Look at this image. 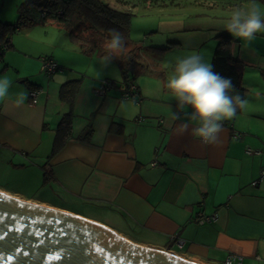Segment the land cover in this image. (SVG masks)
Here are the masks:
<instances>
[{"label": "crops", "instance_id": "obj_1", "mask_svg": "<svg viewBox=\"0 0 264 264\" xmlns=\"http://www.w3.org/2000/svg\"><path fill=\"white\" fill-rule=\"evenodd\" d=\"M51 24L56 23L15 32L12 46L0 61V78L11 81L8 96L0 101V158L8 154L16 160L14 166L32 168L28 174L41 180L55 127L69 109L59 97L60 85L81 77L70 107L71 135L46 163L52 176L42 185V196L0 190L77 214L132 242L201 264H223L230 254L240 256V264H264V177L260 175L264 130L236 125L238 116L245 114L248 120H259L264 129V107L247 106L224 122L217 143L205 146L191 135H180L179 121L172 118L178 109L164 88L165 79L138 82L137 77L135 91L124 98L121 76L116 89L114 80L108 81L104 91L97 93L107 77L100 85L90 77L82 84L84 75L59 72L62 65L54 48L36 47L34 32L40 29L35 26ZM57 36L61 44L71 41L65 30ZM235 46L231 45L233 56L245 65ZM162 48L150 44L149 51L154 56ZM43 58L52 59L59 69L45 73ZM144 73L159 75L149 66ZM27 82L36 88H29ZM242 85L245 99L243 80ZM32 90L37 91L34 99L29 95ZM19 92L27 95L17 107L14 101ZM89 126L92 134L85 140ZM200 214L215 215L216 221L201 223ZM175 237L182 239L181 247L174 243Z\"/></svg>", "mask_w": 264, "mask_h": 264}, {"label": "rangeland", "instance_id": "obj_2", "mask_svg": "<svg viewBox=\"0 0 264 264\" xmlns=\"http://www.w3.org/2000/svg\"><path fill=\"white\" fill-rule=\"evenodd\" d=\"M22 1L0 0V20L14 22L18 15V5ZM108 1L114 8L133 13L129 27L130 39L143 48L140 60L147 63L153 72H159V75L142 73L137 78L138 82L147 78L166 81L177 58L193 52L199 53L206 62L210 63L211 54L217 44L216 34L226 30L224 25L233 10L247 8L249 4L255 2L264 13V2L259 0H179L177 5L166 6H149L142 2L135 7H127L117 3L116 0ZM35 27L34 29H40L34 32L36 47L39 50H46L49 46L54 48L60 59L59 64L62 65L59 72L66 76L84 75L82 84L90 77L97 78V84L100 85L104 80L102 78L107 77L109 82L114 80L113 89L120 86V75L114 60L105 67L101 62V56L84 54L75 42L59 43L57 35L64 31L62 26L51 24ZM236 40L233 43L236 44L234 50L242 54L243 59L246 60L243 65L242 80L247 89L245 98L248 101L247 106L250 109L251 104L264 107V33L256 34V38L250 43L239 38ZM150 44H160L163 48L153 56L149 51ZM97 73L100 75L98 76ZM79 79L82 80L81 77ZM238 117L236 123L238 127L248 126L252 131L264 130L259 120L255 118L248 120L250 116L245 114ZM15 162V159L8 158V154L1 156L0 188L17 190L27 196H42L41 187L48 181L44 180V174L41 180H37L28 174L32 168L14 166Z\"/></svg>", "mask_w": 264, "mask_h": 264}, {"label": "trees", "instance_id": "obj_3", "mask_svg": "<svg viewBox=\"0 0 264 264\" xmlns=\"http://www.w3.org/2000/svg\"><path fill=\"white\" fill-rule=\"evenodd\" d=\"M259 1L264 2V0ZM116 2L127 7H135L142 2L149 6L177 4L176 0H116ZM112 6L108 0H23L18 5V15L14 22L0 20V61L12 46V35L18 30L35 24L56 23L64 28L69 39L78 45L81 52L101 57L105 55L103 45L105 40L110 38V30L115 29L123 35L125 40L123 53L113 59L119 69L121 83L124 84V88L131 84L135 85V78L146 72L148 65L140 60L142 47L130 39L129 27L133 13ZM216 38L217 44L210 64L221 76L230 77L236 93L244 98L243 65L231 52V45L235 42V38L227 30L218 32ZM57 67L59 69V66ZM80 81V79H73L60 85L59 97L67 101L69 109L62 114L55 127L51 151L47 157L49 159L60 151L70 138L73 118L70 107L79 89ZM27 83L29 88H36L34 83ZM111 128L116 129V126ZM91 134L92 128L89 126L83 138L89 140ZM49 159L43 164L44 180H49L52 176L51 167L49 165L46 167Z\"/></svg>", "mask_w": 264, "mask_h": 264}, {"label": "water", "instance_id": "obj_4", "mask_svg": "<svg viewBox=\"0 0 264 264\" xmlns=\"http://www.w3.org/2000/svg\"><path fill=\"white\" fill-rule=\"evenodd\" d=\"M0 264H201L0 190Z\"/></svg>", "mask_w": 264, "mask_h": 264}, {"label": "clouds", "instance_id": "obj_5", "mask_svg": "<svg viewBox=\"0 0 264 264\" xmlns=\"http://www.w3.org/2000/svg\"><path fill=\"white\" fill-rule=\"evenodd\" d=\"M224 28L234 37L250 43L256 34L264 33V13L255 2L247 8H236ZM103 47L105 55L101 62L107 67L123 53V35L118 30H110V38L105 40ZM10 87L7 77L0 78V101L8 96ZM164 88L176 102L178 111L172 113V118L179 121L180 135H191L205 146L217 143L224 122L232 120L238 111H245L248 103L236 93L230 77L221 76L212 64L195 52L177 58ZM26 95L25 92L16 94L17 107L23 105Z\"/></svg>", "mask_w": 264, "mask_h": 264}, {"label": "built area", "instance_id": "obj_6", "mask_svg": "<svg viewBox=\"0 0 264 264\" xmlns=\"http://www.w3.org/2000/svg\"><path fill=\"white\" fill-rule=\"evenodd\" d=\"M41 68L48 75H50L51 73L55 72L56 69H58L56 63L50 58H43L42 59ZM108 84H109L108 81H103L102 84H101V88L100 89H96L95 91L97 93H100V92L104 91L106 85H108ZM121 90L123 91V97L124 98H129L133 94V92L135 91V86L133 84L129 85L126 88H124V86H123ZM29 95H30L31 98L34 99L36 97V95H37V91L36 90H32V91L29 92ZM246 151L249 152V153L251 152V150L249 148ZM152 164H155V162H153ZM260 175H261V177H264V166L260 170ZM252 184H255V182H252ZM198 221H200L201 223L212 222V221H216V217H215V215L200 214L199 217H198ZM174 243L176 245H178L179 247H181L182 239H180L178 237H175L174 238ZM241 259L242 258L240 256H235V255L230 254L229 256H227L225 258L223 264H233V263L240 264Z\"/></svg>", "mask_w": 264, "mask_h": 264}]
</instances>
